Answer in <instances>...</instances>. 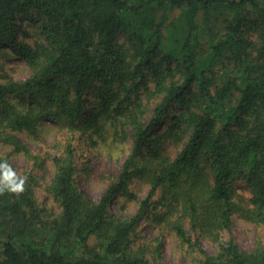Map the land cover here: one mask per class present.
Masks as SVG:
<instances>
[{"label": "trees", "instance_id": "obj_1", "mask_svg": "<svg viewBox=\"0 0 264 264\" xmlns=\"http://www.w3.org/2000/svg\"><path fill=\"white\" fill-rule=\"evenodd\" d=\"M0 46L31 69L0 76V141L11 147L0 162L25 180L21 194H0V264H167L129 251L143 217L197 245L232 230L235 214L264 226V0H0ZM101 117L133 127L120 172L92 201L68 144L45 186L59 210L41 207L33 174L10 158L40 163L17 132L45 121L97 132ZM136 177L149 185L137 211L110 213L117 195L137 199ZM200 264H264V242L244 251L231 239Z\"/></svg>", "mask_w": 264, "mask_h": 264}, {"label": "rangeland", "instance_id": "obj_2", "mask_svg": "<svg viewBox=\"0 0 264 264\" xmlns=\"http://www.w3.org/2000/svg\"><path fill=\"white\" fill-rule=\"evenodd\" d=\"M118 40L128 44L123 34ZM9 48L0 46V76L12 75L23 79L31 74V69L19 56H5L4 52ZM98 95L93 90L88 96V104L98 103ZM143 102H146L144 99ZM154 105V102L152 103ZM142 114V113H141ZM151 113L148 111L138 115L145 122ZM106 118V117H105ZM100 118L101 128L97 132L87 129L86 131L70 130L60 126L57 122L45 121L38 128L37 134L17 132V135L29 146L31 151L39 156V164L27 159L21 152H11L10 158L13 165L19 170H29L36 182V198L41 207L57 212L59 207L51 196L45 191L55 173V165L52 157L62 152L68 145L74 147L76 164L80 172L78 179L86 196L92 201H98L105 192L112 177L117 175L131 151L134 141V130L132 125L123 120ZM162 125V124H161ZM165 123L162 125V127ZM11 147L0 141V153H9ZM164 152L175 156L179 147L171 142L163 144ZM238 193L246 202L249 196L245 181L236 180ZM130 189L137 199H127L117 195L109 206V212L117 216H131L139 206V201L145 198L149 191V185L143 177H136L130 182ZM232 230H223L219 239L212 240L206 236H199V244H187L181 241L165 223H158L150 217H143L136 226L134 232L129 236V251L143 254L150 260H162L167 264H200V260L207 254L213 255L218 252L219 247L233 239L244 251H251L256 244L264 242V226L252 221L245 220L240 215L233 216ZM188 231L194 238L197 233ZM96 236H92L89 243H95Z\"/></svg>", "mask_w": 264, "mask_h": 264}, {"label": "clouds", "instance_id": "obj_3", "mask_svg": "<svg viewBox=\"0 0 264 264\" xmlns=\"http://www.w3.org/2000/svg\"><path fill=\"white\" fill-rule=\"evenodd\" d=\"M0 169L5 170L3 173L5 179L3 182H0V194H3L5 191L17 195L21 194L24 191L25 180L23 178H18L6 161L0 162Z\"/></svg>", "mask_w": 264, "mask_h": 264}]
</instances>
